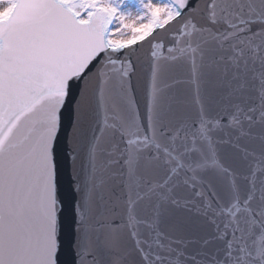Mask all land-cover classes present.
Wrapping results in <instances>:
<instances>
[{"label":"snow or ice","instance_id":"6c2138e0","mask_svg":"<svg viewBox=\"0 0 264 264\" xmlns=\"http://www.w3.org/2000/svg\"><path fill=\"white\" fill-rule=\"evenodd\" d=\"M68 109L71 264H264V0H0V264H65Z\"/></svg>","mask_w":264,"mask_h":264},{"label":"water","instance_id":"95a60500","mask_svg":"<svg viewBox=\"0 0 264 264\" xmlns=\"http://www.w3.org/2000/svg\"><path fill=\"white\" fill-rule=\"evenodd\" d=\"M161 36H165L166 33L161 32ZM137 51L134 53L133 59L137 62L138 73H142L144 64L146 63L147 53L149 51V45L145 43L142 47L136 46ZM79 99V88L74 90L73 107L75 100ZM74 113L71 109L65 111L64 116V132L62 133L61 140L58 146V165H59V187L62 199L65 202L64 211V252L61 259L65 264H71L74 253L70 246L71 240L73 239V220L71 212V203L74 199L75 194L71 191V180H72V162L69 159L70 156V136L72 131V122Z\"/></svg>","mask_w":264,"mask_h":264},{"label":"bare ground","instance_id":"6f19581e","mask_svg":"<svg viewBox=\"0 0 264 264\" xmlns=\"http://www.w3.org/2000/svg\"><path fill=\"white\" fill-rule=\"evenodd\" d=\"M118 35H119V34H118ZM130 35H131V33L128 32L124 38H128Z\"/></svg>","mask_w":264,"mask_h":264}]
</instances>
